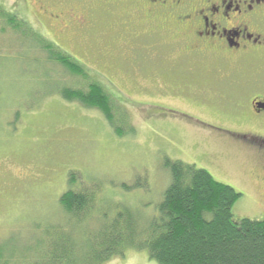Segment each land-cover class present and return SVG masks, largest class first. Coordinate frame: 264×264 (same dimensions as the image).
<instances>
[{
	"label": "rangeland",
	"instance_id": "rangeland-1",
	"mask_svg": "<svg viewBox=\"0 0 264 264\" xmlns=\"http://www.w3.org/2000/svg\"><path fill=\"white\" fill-rule=\"evenodd\" d=\"M28 1L37 19L39 4ZM111 1L65 0L62 8L86 20L68 29L65 20L52 28L26 16L20 20L27 33L0 31L1 264H33L64 240L83 248L121 208L148 224L172 181L168 160L205 169L242 194L233 206L235 221L264 218L263 174L256 164L203 139L180 116L195 110L193 67L175 65L178 52L165 51L155 44L158 39L132 34L128 15ZM13 2L0 0L10 12ZM31 31L105 84L129 113V123L119 124L123 135L98 110L62 97L61 91L78 87L80 79L50 64ZM196 148L212 161L196 164ZM72 173L78 178L73 186ZM70 189L94 193L91 207L79 217L69 216L60 203ZM105 264L157 263L145 251L128 250Z\"/></svg>",
	"mask_w": 264,
	"mask_h": 264
},
{
	"label": "trees",
	"instance_id": "trees-1",
	"mask_svg": "<svg viewBox=\"0 0 264 264\" xmlns=\"http://www.w3.org/2000/svg\"><path fill=\"white\" fill-rule=\"evenodd\" d=\"M0 22L2 33L6 27L16 34L27 33L26 23L1 4ZM30 35L50 64L80 79L78 87H65L62 97L98 110L115 133L123 135L119 124L129 123V113L105 84L53 42L32 31ZM167 166L172 181L158 215L148 224H141L130 209L121 208L96 240L87 241L83 248L69 240L54 242L33 264H105L114 257H124L128 250L145 251L157 264H264V218L237 222L233 216V206L242 194L195 165L168 160ZM77 179L72 173L70 185ZM92 194L91 190L70 189L60 203L69 216L79 217L91 207Z\"/></svg>",
	"mask_w": 264,
	"mask_h": 264
},
{
	"label": "flooded vegetation",
	"instance_id": "flooded-vegetation-1",
	"mask_svg": "<svg viewBox=\"0 0 264 264\" xmlns=\"http://www.w3.org/2000/svg\"><path fill=\"white\" fill-rule=\"evenodd\" d=\"M36 2L37 19L28 11V0H14L11 13L19 20H46L52 28L62 20L65 29L86 21L62 8L65 0ZM111 2L128 15L132 34L158 39L155 44L165 51L178 52L175 65L193 67L195 110L180 116L191 121L203 139L253 161L264 184V0ZM202 152L193 151L195 163L211 162Z\"/></svg>",
	"mask_w": 264,
	"mask_h": 264
}]
</instances>
